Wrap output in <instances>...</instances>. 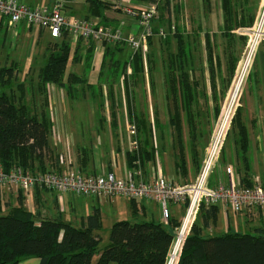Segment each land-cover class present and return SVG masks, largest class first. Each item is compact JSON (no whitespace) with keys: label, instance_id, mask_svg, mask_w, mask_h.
<instances>
[{"label":"rangeland","instance_id":"rangeland-1","mask_svg":"<svg viewBox=\"0 0 264 264\" xmlns=\"http://www.w3.org/2000/svg\"><path fill=\"white\" fill-rule=\"evenodd\" d=\"M23 1L32 3L40 9H46L50 6V0ZM74 1L72 0V2L67 3L72 6L73 12L62 11V14H65L67 17H80L83 15L81 12L86 9V0H79L78 3ZM259 3H261V0H256L255 7L252 4L255 8V15L250 26L237 27L230 33L225 34L224 31L218 32L219 28L217 29L216 25L212 23L215 22L217 9L211 5L213 9H211V13L210 11L206 12L208 5L203 0H158V13L155 20L158 23L154 25H157V29H160L166 35L163 38L156 29L158 32H152V35L149 37L150 43L145 46L143 52H139L142 55V71L144 72L145 79L147 80L149 76L148 79L151 80V84L148 82V85H154L152 84L153 80H156L155 87L162 85L163 76L166 77L167 72L171 73L175 71V67L177 69L178 59L175 54L180 51H186L188 58L184 70L188 74V79L194 83V88L197 85L199 90L195 89L194 91V100L190 106L191 108H189L191 113L188 115L182 107V95L180 96L178 89L175 92L171 91L169 93V99H165V105H163V99L157 90H152L153 96L150 98V89L144 93L140 89L142 85H135L136 90L133 93L135 106H140L138 109L142 110L143 115H146L147 107L145 106V102L148 101L146 98L149 97L150 103L148 105L152 108V111H155V114L153 120H149V124L150 121H153V129L143 127L137 130V134L135 132L137 138L136 142L132 144L131 151L138 161L132 160V167L134 169L137 167L143 173L142 149L146 148L148 152L152 153L150 161L156 174L161 171L174 185L191 184L200 173L206 147L211 144V140L217 131L220 130H223L220 156L214 166V170L212 169L209 174L210 182L216 183L218 176L223 174L225 167L230 166L235 171V169L242 166V162L236 159L237 151H240V143H237L241 134L238 129L243 127L245 134H247L248 128L252 127L253 123L256 124L259 118L261 120L259 121L264 123V115L258 116L253 112L256 106L255 102L258 103V100L249 96V94L252 96L257 90H264V37L258 41L252 61L246 67L242 83L234 98L232 97V93L244 71L243 68H245L246 53L249 47V34L247 30L253 28L257 22ZM74 13L77 14L74 15ZM212 14L213 18L211 19ZM26 27L29 31L25 27H19V32L18 28L15 30L14 28L9 29L6 27L3 31L1 29L0 66L13 64L18 68V80L10 84L11 90L18 94L19 91L16 85L22 83L24 100L34 107V109H38L37 103H41L42 100L38 97L40 96L37 90L38 72L40 67L46 62L50 47L55 46L56 40L50 39L47 36L44 38L37 37L36 31L38 29L36 27H32V29L28 26ZM175 32L182 35V40L180 41L182 42L181 47H179L178 38L174 35ZM233 34L236 36V41L228 45L229 37ZM211 37L213 38L214 46H216L215 53L220 57L214 68L218 72L217 76H219L220 72L221 81H225V84L228 86L227 90H224L225 94L221 95L222 97L219 96V98L218 95L220 93L217 84H215L214 80L210 79L209 68L205 61V51L213 50ZM225 44L228 46L225 47ZM227 47L230 50H228V54L225 56L223 52ZM119 57L122 59L127 58L126 53H121ZM128 58L127 60H129ZM96 60L97 58L94 55L93 62L95 61L96 63ZM168 60H170L172 65L169 68L167 67ZM129 62L130 75H132L134 74L131 66L133 61L130 60ZM232 64L233 71L230 69ZM83 65L84 63L82 65L75 62L69 63L65 73L67 74L70 69L81 72L84 70ZM222 69L224 72L221 73ZM135 73H138V71ZM136 79L139 80L140 78ZM217 80L220 84V78H217ZM207 83L210 85L211 92L209 95H211V98H207L204 95L207 90ZM214 93L215 96H213ZM36 95L37 98L35 97ZM106 102L109 103V100L107 99ZM175 104L178 105L181 132H178L177 128L175 129L176 126L174 127L173 123L171 124L169 121L176 110ZM230 107V112L225 121L227 110ZM234 154L235 156L233 157ZM17 192L15 189L6 191L2 204L6 199L11 200L10 203L12 205L16 204ZM8 194H13L15 197L7 198ZM42 194L46 198L45 203L40 201L36 203L34 201L36 197H34L32 192L27 197L23 196L27 200V202L25 200L26 207L34 211L35 206H40L39 209L42 214L49 207L50 213L53 214L55 213L56 206H59V204L55 203V199L58 201L61 198L62 204L60 208L62 211H60V215L72 220L91 213L93 206L98 207L102 223L99 232L101 238L100 247L107 243L109 229L115 221L131 219L129 213L130 199L128 198L116 196L102 198L101 201H98L96 198L79 196L71 192L42 191ZM144 203L147 206H154L151 201H145ZM176 209L178 210L179 208ZM56 211V213H59L58 207ZM182 211H184L183 206ZM153 212L154 215H148L144 219L160 221V209L159 213H156V210H153ZM177 216L180 218L181 214L179 213ZM228 220H230V227H228ZM236 220L239 222L238 225L235 224ZM195 222L200 224L201 217L198 216ZM256 226L264 227V211L261 218L257 217L247 220L244 214H236L231 210L228 211L227 215L221 206H219L215 226L212 229H204L203 232L204 235L210 236L220 235L228 231L253 234L255 231L254 227Z\"/></svg>","mask_w":264,"mask_h":264},{"label":"trees","instance_id":"trees-1","mask_svg":"<svg viewBox=\"0 0 264 264\" xmlns=\"http://www.w3.org/2000/svg\"><path fill=\"white\" fill-rule=\"evenodd\" d=\"M145 1L158 2V0ZM203 1L208 5V0ZM86 2L88 14L99 16L101 19L105 18L103 10L111 5L105 0H86ZM252 4L255 7L256 0H220L225 34L237 27L252 24L255 15ZM84 18L88 19L87 16ZM154 31L157 30L153 27ZM174 35L178 38L180 44L178 46L181 47L182 35L176 32ZM69 37L67 33H63L61 39L58 42L55 41V46L50 47L47 60L38 72L37 90L40 95L45 93L48 83L63 86L67 63L80 58L76 50L72 52ZM82 40L78 38V41ZM107 48L102 58V67L110 66L111 76L114 74L126 76L125 62L121 67L119 62L112 63L115 54ZM116 49L120 50V48ZM92 50L91 42L86 56L82 59L83 62H89ZM175 56L178 59L177 69L175 67V71L166 74L169 90L170 92H175L176 89L180 91L182 107L185 113L190 115L189 108L194 100L195 88L184 70L188 56L186 51L177 52ZM210 59L211 52L207 50L208 64ZM132 61L134 74L130 75V79L143 78L142 55L134 53ZM171 66L168 60L167 67ZM208 68L210 79H213V68L212 66ZM232 68L233 64L230 66L233 71ZM137 71L138 73H135ZM77 79L80 81L79 77L67 74L66 82L77 81ZM130 79L126 78L125 81L128 83ZM16 80H18L16 66L13 64L0 66V167L4 172H9L13 168H20L32 174L56 171L47 168V162L53 160L48 144L51 124L45 111H41L38 115L34 107L26 103L22 83L16 85L18 94L11 90L10 84ZM43 105L47 106L46 98ZM174 106L176 110L169 121L174 127L176 126L175 129L177 128L178 132H181L178 105ZM238 130L241 134L237 143H240V151H237L236 159L242 162L243 167H238L237 171H242L240 182L251 185L246 155L247 134L243 127ZM126 155L128 165L132 167L134 156L129 152ZM142 158V161H150L152 153L144 148ZM3 188L0 185V264H18L31 257L38 258L39 264H91L95 255H98L96 264H164L174 230L179 224L174 217H170L167 225L161 221L139 218L138 213L143 206H139L137 199L131 198L129 205L131 219L115 221L109 229L107 243L100 247L99 232L102 223L98 207H93L92 212L82 216L79 224L76 225L65 220L60 213L42 214L40 206H35L34 211L28 209L21 190L17 192L16 204L12 205L9 200H5L2 204ZM39 189L49 191L41 187H34L30 191ZM38 200L39 198L35 200L36 203ZM198 216L201 217V223L195 222L192 225L181 245L175 264H264V230L262 228H256L253 234L228 231L220 235H204V229H209L217 222L216 207H202Z\"/></svg>","mask_w":264,"mask_h":264},{"label":"crops","instance_id":"crops-1","mask_svg":"<svg viewBox=\"0 0 264 264\" xmlns=\"http://www.w3.org/2000/svg\"><path fill=\"white\" fill-rule=\"evenodd\" d=\"M20 1V0H19ZM24 2L23 0H21ZM54 0H50V6L52 5ZM79 0H75L74 2L78 3ZM111 3L110 7L103 10L104 19H101L99 16H90L86 9L83 10V15L79 18H84L87 16L88 20L99 24V25H106L111 27L120 26L125 33L137 30V23L134 18L127 15L124 11V6H129L132 8H144L149 5V2L145 0H105ZM168 1V0H167ZM181 1V0H178ZM185 1V0H184ZM72 2V0H64L63 2V11L73 12L72 6L67 3ZM28 5L36 7V5L32 3L24 2ZM260 4V3H259ZM183 5V4H182ZM212 6L217 9V16L215 18V22H212L216 25L218 32L223 31V22H222V12L220 9V0H208V7L207 11L211 13ZM48 7V8H49ZM259 9V7H258ZM213 10V9H212ZM77 13H74L76 15ZM65 15V14H64ZM66 16V15H65ZM215 17V14H214ZM74 18V16L69 17ZM213 18V14L211 15V19ZM156 20V19H155ZM158 23L154 21V24ZM25 24H20L17 26L18 32L19 27H25L28 30ZM157 25H154V28L157 29ZM6 26L3 21H0V31L2 29L5 30ZM32 29L31 27H29ZM158 31L160 29H157ZM157 31V32H158ZM7 32V31H6ZM32 32V30H31ZM30 32V33H31ZM37 37L44 38L47 36L48 38L52 39L46 32L38 29L36 31ZM162 36L163 38L165 37ZM70 38L71 43V50L77 51L80 58L74 61L76 64L84 63V70L81 72H77L76 70L70 69L67 74H73L79 77L80 81L71 80V82L67 81V74L64 76V85H58L54 83H48L45 87V93L38 96L40 97L41 103L38 102V109L35 108L36 113L40 115L41 111H45V115L50 122V134L48 137V144L51 151V156L53 160H49L47 162V168L53 169L56 171H67L69 169H77L80 172H84L87 174H96V173H108L111 172L115 176L123 178L125 177L128 172L133 171L134 167H130L127 162V152H129L132 156L134 154L131 151L132 144L136 142V135L137 130H140L143 127H147L148 129L154 128L153 120L155 111H152V108L149 107L150 98L153 96L152 90H157L158 94L161 95L163 99V105H165V99H169V84L167 78L163 76L162 85L156 86V80H153L152 84L148 85V82L151 84V80H149V76L147 80L145 76L140 78L139 80H129L128 83L125 79H130V68H129V61H132V55L134 53L131 52L130 48L124 44H113L110 45L108 43H98L93 42V50L91 53V58L89 62H83V57L86 56L87 48L90 45V41H78V38L75 39L73 37ZM236 36L233 34L229 37V44H232L236 41ZM57 42L61 39L53 38ZM238 39V37H237ZM239 42V40H238ZM211 43L213 46V50L211 49V59L210 63H207V66H212L213 70V79L215 84H217L219 90V96L222 97L226 91L228 86L225 84V81H221V74L216 70L217 61H219V56L215 53V47L213 38L211 37ZM225 44V47L228 46ZM108 47V48H107ZM224 47V46H223ZM110 50L114 52V57L112 58L113 62H119V66L121 67L125 62V74L121 75H110V66L107 68V65L102 67V58L104 55L105 50ZM116 48H120L117 50ZM219 48V44H218ZM115 50V51H114ZM117 50V51H116ZM228 47L224 50L223 54L227 56ZM96 53V54H95ZM121 53H126L127 58L122 59L119 57ZM94 55L96 56L97 60L93 62ZM82 63H81V62ZM205 61L207 62V50L205 51ZM69 62V63H74ZM80 62V63H79ZM67 63L66 67L69 65ZM109 63V62H108ZM75 65V64H74ZM118 66V67H119ZM86 67V70H85ZM67 69V68H66ZM105 70V71H103ZM116 72V71H115ZM224 72L223 69L221 73ZM97 73V74H94ZM217 78H220V84L218 83ZM134 81V82H133ZM208 82V81H207ZM147 83V84H146ZM140 84L145 93L146 90L150 89V98L147 97L148 100L145 102L146 108V115H143L142 110H139L138 107L134 104V97L133 93L136 90L135 85ZM144 84V86H143ZM105 87H107L105 89ZM196 90H199L198 86H195ZM106 90V92H105ZM161 90V91H160ZM217 90V89H216ZM258 91V92H257ZM252 96L249 94L250 97L258 100V103L255 102V110L253 111L256 115H264V90H257ZM211 92L210 85L207 83V90L205 92V97L211 98L209 95ZM216 93V91H215ZM215 93L213 96H215ZM218 93V91H217ZM250 93V92H249ZM222 95V96H221ZM212 96V98H214ZM37 98V95L35 96ZM46 98L47 106L43 105L44 99ZM160 98V97H159ZM107 99L109 103H107ZM109 105V106H108ZM259 118V117H258ZM145 119V120H144ZM255 124L253 123L248 128L247 136L249 139L248 143V151L246 155L248 157V170H249V181L251 184L254 182H260L264 184V123L259 121ZM144 121V123H142ZM145 125V126H144ZM62 155L65 158L64 163L59 162V156ZM235 154L233 155V157ZM135 161H138L137 158L134 156ZM144 170H143V178L146 180H151L156 173L153 170V165L151 161H143ZM234 170V169H233ZM242 171L238 172L237 169L234 171V179L236 182H240V178L242 176ZM223 178V179H222ZM225 181V176L220 175L218 176L216 182L218 180ZM213 183V182H212ZM215 184V183H213ZM242 184V183H241ZM8 191V188H3V193ZM38 191V192H37ZM34 195V197L39 198L38 201L45 203V196L42 194V190H33L30 191ZM29 192V193H30ZM36 192V193H35ZM57 192V191H56ZM28 193V194H29ZM27 194V195H28ZM9 195V194H8ZM8 197L14 196L10 194ZM26 195V197H27ZM15 197V196H14ZM24 199V203L26 200ZM116 197V196H114ZM122 197V196H118ZM37 198L34 199L37 200ZM111 198V197H110ZM125 198V197H123ZM7 200V199H6ZM98 201H101L98 200ZM11 202V200H10ZM27 202V200H26ZM36 202V201H35ZM145 200H138L139 206H143V209L140 208L138 213L139 218H146L148 215H154L153 210H156V213H159V205L153 202L154 206L146 205ZM55 203L59 206V213H61V198L58 201L55 199ZM130 204V203H129ZM26 206V204H25ZM219 206L226 212L228 215V211L230 210L228 207L218 204L215 205L217 210V216L219 213ZM96 207V206H93ZM92 207V208H93ZM49 207L46 208L45 214H51ZM176 208H179L178 210ZM30 209V208H28ZM232 211V210H231ZM264 209L254 208L248 211H242L238 213H242L245 215L247 220H251L257 217L263 216ZM92 212V211H91ZM234 212V211H232ZM130 213V208H129ZM183 214L182 206H171V217H174L178 221V214ZM237 214V212H235ZM88 215V214H87ZM82 217V216H81ZM70 219L67 217H63L65 220L72 222L73 224L78 225L80 218ZM73 218V217H72ZM229 219V217H228ZM236 225L239 222L236 220ZM215 226V225H214ZM214 226H211L209 229H212ZM228 227H230V220H228ZM262 228V226L254 227ZM236 232V231H235ZM98 255H95L91 264H96ZM18 264H39V260L36 257H31L20 261ZM114 264V263H110Z\"/></svg>","mask_w":264,"mask_h":264},{"label":"built area","instance_id":"built-area-1","mask_svg":"<svg viewBox=\"0 0 264 264\" xmlns=\"http://www.w3.org/2000/svg\"><path fill=\"white\" fill-rule=\"evenodd\" d=\"M63 2L64 0H54L50 8L40 9L19 0H0V21H3L9 29L17 30L18 25L25 24L46 32L51 38H59L63 33H67L73 38H81L85 41L124 44L132 53H139L143 52L148 44L158 13L157 3H149L144 8L124 6L126 14L134 18L137 23V30L125 33L120 26L99 25L79 17L69 18L62 14ZM258 13L255 26L247 30L249 47L245 68L233 90V98L238 93L258 41L264 37V0H261ZM158 33L164 36L161 30ZM230 109L231 107L227 110L225 121ZM222 132L223 130L217 131L211 144L206 147L200 173L191 184L174 185L161 171L151 180H146L137 167L123 178L111 172L84 175L76 168L63 172L32 174L20 168L4 172L0 167V185L15 191L21 190L23 196H26L34 187H41L49 191L71 192L97 200L122 196L128 199L154 201L159 205L160 221L165 225L171 217V206H183L184 211L174 230L164 263L175 264L181 245L202 207L208 208L222 204L237 213L254 208L264 209V184L254 182L251 185H245L236 182L232 167H225L223 172L225 181L222 182L219 179L215 184L210 182L209 174L212 169L214 170L220 156ZM59 162H65L62 155L59 156Z\"/></svg>","mask_w":264,"mask_h":264},{"label":"bare ground","instance_id":"bare-ground-1","mask_svg":"<svg viewBox=\"0 0 264 264\" xmlns=\"http://www.w3.org/2000/svg\"><path fill=\"white\" fill-rule=\"evenodd\" d=\"M244 69V68H243ZM240 76V75H239ZM223 128V127H222Z\"/></svg>","mask_w":264,"mask_h":264}]
</instances>
